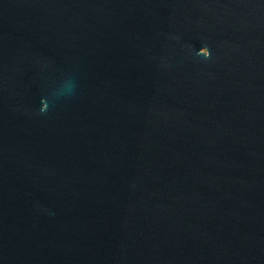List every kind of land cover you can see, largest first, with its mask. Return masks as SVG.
Here are the masks:
<instances>
[{
	"label": "water",
	"instance_id": "water-1",
	"mask_svg": "<svg viewBox=\"0 0 264 264\" xmlns=\"http://www.w3.org/2000/svg\"><path fill=\"white\" fill-rule=\"evenodd\" d=\"M0 264H264V0H0Z\"/></svg>",
	"mask_w": 264,
	"mask_h": 264
},
{
	"label": "clouds",
	"instance_id": "clouds-1",
	"mask_svg": "<svg viewBox=\"0 0 264 264\" xmlns=\"http://www.w3.org/2000/svg\"><path fill=\"white\" fill-rule=\"evenodd\" d=\"M202 48H207L208 49V54L207 55H203V56L211 57V51H210L209 47L205 46V47H202Z\"/></svg>",
	"mask_w": 264,
	"mask_h": 264
}]
</instances>
